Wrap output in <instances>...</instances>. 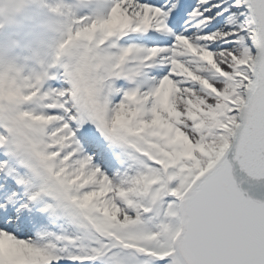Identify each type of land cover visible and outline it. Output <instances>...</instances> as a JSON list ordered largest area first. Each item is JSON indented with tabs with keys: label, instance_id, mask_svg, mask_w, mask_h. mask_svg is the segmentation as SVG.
I'll use <instances>...</instances> for the list:
<instances>
[{
	"label": "snow or ice",
	"instance_id": "obj_1",
	"mask_svg": "<svg viewBox=\"0 0 264 264\" xmlns=\"http://www.w3.org/2000/svg\"><path fill=\"white\" fill-rule=\"evenodd\" d=\"M79 4L0 67V264H264V0Z\"/></svg>",
	"mask_w": 264,
	"mask_h": 264
},
{
	"label": "rangeland",
	"instance_id": "obj_2",
	"mask_svg": "<svg viewBox=\"0 0 264 264\" xmlns=\"http://www.w3.org/2000/svg\"><path fill=\"white\" fill-rule=\"evenodd\" d=\"M71 2L78 13L89 12L79 0ZM68 27L44 0H0V62L15 61L25 75L42 71L51 57L49 45L60 41Z\"/></svg>",
	"mask_w": 264,
	"mask_h": 264
},
{
	"label": "water",
	"instance_id": "obj_3",
	"mask_svg": "<svg viewBox=\"0 0 264 264\" xmlns=\"http://www.w3.org/2000/svg\"><path fill=\"white\" fill-rule=\"evenodd\" d=\"M237 183L246 198L264 202V180H254L238 173Z\"/></svg>",
	"mask_w": 264,
	"mask_h": 264
},
{
	"label": "clouds",
	"instance_id": "obj_4",
	"mask_svg": "<svg viewBox=\"0 0 264 264\" xmlns=\"http://www.w3.org/2000/svg\"><path fill=\"white\" fill-rule=\"evenodd\" d=\"M58 5H64V4H57V6ZM51 8L52 7H50V12L52 13V11H51ZM61 11L63 12V13H65L62 9H61ZM54 14V13H53ZM56 15H59V14H56ZM56 42H54L53 44H50L49 45V48H50V52H51V55H52V53H53V50H54V44H55ZM14 63L15 65H17V63L15 62V61H8V60H5L4 62H2V65H0V67H2L3 69H6V67H7V64L8 63ZM18 66V65H17ZM18 67H20V66H18ZM21 68V67H20ZM7 86V85H6Z\"/></svg>",
	"mask_w": 264,
	"mask_h": 264
}]
</instances>
